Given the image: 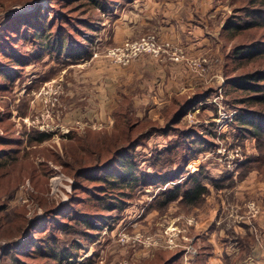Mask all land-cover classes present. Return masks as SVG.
Listing matches in <instances>:
<instances>
[{
  "label": "rangeland",
  "instance_id": "rangeland-1",
  "mask_svg": "<svg viewBox=\"0 0 264 264\" xmlns=\"http://www.w3.org/2000/svg\"><path fill=\"white\" fill-rule=\"evenodd\" d=\"M98 1L96 8L91 0H0V65L16 72L0 76V85L6 87L0 90V137L7 141L0 144V151L15 152L0 169V264H14V253L29 264H69L6 250L10 243H24L28 234L38 242L48 233L60 239L59 246H73L74 257L68 259L73 264H165L178 253L179 259L172 264H205L216 244L227 246L224 253L232 264H260L264 257V136L260 140L241 137L232 119L238 107L261 108L243 103L249 93L227 84L230 78L258 67L259 59L229 58L233 47L253 33L224 29L226 22L241 15L244 0ZM36 14L51 22L49 35L55 41L52 49L47 46L43 52L49 43L43 39L39 45L29 37L33 33L29 24L39 21ZM61 33L65 39L59 50ZM147 35H154L159 44L182 47L187 57L205 58L204 75L170 60V51L158 57L144 52L126 65L107 57L111 48ZM78 49L86 55L65 54ZM168 78L178 79L182 87L160 91L159 85L165 88ZM173 95L181 96L172 107ZM188 101L191 105L183 109L174 128L168 127L178 105L184 102L185 107ZM119 109L140 122L134 133L155 129L133 154L138 175L157 177L146 185L134 184L132 190L123 189L129 196L122 209L106 211L90 194L75 189L77 183L91 190L99 181L72 177L57 161L71 150L74 138L69 136L84 134L88 143L100 146L103 138L116 134ZM164 127L171 130L160 134ZM190 129L208 135L210 145L204 151L190 159H185L182 146L163 151L180 139L177 130ZM40 133L49 137L38 141ZM197 170L210 188L198 204L173 201L162 208L153 204L163 174L179 171L182 180ZM11 183H17L12 194L2 192V186ZM45 203L65 206L57 217L71 228L57 230L52 223L55 214L44 212ZM250 203L257 211L254 214L249 212ZM73 209L103 215L94 237L89 228L68 219ZM82 228L86 234L79 235ZM248 231L256 242L240 250L235 243L246 246L243 238ZM21 247L34 255V248Z\"/></svg>",
  "mask_w": 264,
  "mask_h": 264
},
{
  "label": "trees",
  "instance_id": "trees-1",
  "mask_svg": "<svg viewBox=\"0 0 264 264\" xmlns=\"http://www.w3.org/2000/svg\"><path fill=\"white\" fill-rule=\"evenodd\" d=\"M91 1L94 3V5H96V8L100 7L98 0ZM32 2L33 1L28 2L29 5H32ZM36 2H38V0H34V3ZM243 2L244 5L239 9L241 15H237V17L232 21L226 22L224 29H234L238 32H244V30H253V33H251L247 40L235 45L232 49L231 56H228L229 58H240L243 61L250 59H252V61H256L259 59L258 67L252 71L248 70L236 78H230L227 81V84L235 90H242L249 93L242 99L243 103L250 106L255 104V106H259L261 108L250 109L248 107H238L239 112L234 115L232 119L234 124H236L235 128L237 129V133H239L241 137L251 135L256 140H260L264 136V66L260 67L261 60L264 61V31L258 35H255V33L260 29L264 30V0H244ZM35 17L39 21L29 24L30 28H33V33H31L29 36L31 38L30 41L34 43L41 42L39 43L40 45L42 44V40L45 39L46 44H49L42 47V52L47 46L52 49V43L54 44L55 41H52V35H49V32L51 31V22L48 24L45 23L44 18L42 19L40 15L38 16L37 14ZM59 35L60 46L58 49L61 50L65 36L62 33ZM27 36L28 34L23 36V38L27 39ZM84 53L85 51H83V49L75 50L73 51V54L69 51L65 52L66 55H77L81 58L83 57ZM11 56L14 57L13 54ZM15 62L17 61L15 60ZM10 68L0 65V76L4 75L5 73L8 74L9 77L15 75L16 72L9 70ZM4 88L6 87L0 85V90ZM178 96L181 95L172 96V102H170L172 107L178 104ZM124 98L126 99L127 97ZM191 103L190 101L186 102L185 107L182 104L178 105L177 110L173 113V117L168 121L170 125L167 126L174 128L173 124H175L176 120L180 117L183 109L188 108ZM170 107L167 109L166 114L169 113ZM117 116L118 117H116L117 119L115 120V125H117V127L114 129L116 134L107 136L109 137L108 140L103 138L100 142V146L88 143L86 141V135L84 134L74 137L69 136L67 138H74L70 142L71 150L65 151V153H63L65 157H63L62 160L57 161V164L63 167L72 177H82L88 181H99L97 184L91 187V190L83 185H78L77 183L75 184V189H79L90 194L91 198L96 200V204H102L103 210L106 211L117 209L119 211L122 209L124 205V198L129 196L123 192V189L129 188V190H132L134 184L142 182L144 185H146L148 180L152 182L155 177H157L156 175L150 176L145 173H143V175H138L136 173V164L133 154V149L138 146L142 140H145L147 137H149L155 129H146L141 133H134L135 129L140 124L138 119L129 114L125 109H119L117 111ZM133 119H136L135 122L130 123V121ZM168 127H164L158 132L160 134H164L171 130ZM177 132L180 139H176L175 141L170 142L169 145L167 144L164 146L163 151L165 153L178 150V148L182 146V148L187 153L185 159H190L194 155L204 151L205 147L210 145L208 135H201L194 129H190L188 131L177 130ZM89 133H91L93 136L97 135L92 132ZM48 137V134L40 133L36 136V140L42 141ZM2 143H7V141L5 138L0 137V144ZM203 145L204 148L202 147ZM77 147H79L81 150H78L80 153L76 155L75 150ZM12 152L5 150L0 151V169L6 167L9 164L8 159L12 156ZM176 172L177 173L174 175L172 173V175L163 174V176L160 177L158 182L161 184V188L153 198V204L156 207H165L167 204L173 201H178L179 204L183 205L194 206L210 192L209 186L204 182V179L206 178L204 175H201L200 170L188 174L182 180L179 179V171ZM148 176L150 178H148ZM10 182L12 181H8L6 184ZM158 182L156 180V183ZM167 183L169 184L166 185ZM16 185L17 183H11L8 186H2L1 190L4 193L12 194ZM162 186L164 187L162 188ZM74 199L78 201L80 197L75 195ZM63 208H57L54 203H45L43 205L44 212H47V214L49 212H53V214H55L52 223L56 225L57 230L67 231L72 225L70 223L67 224L63 221H60L57 217L67 209ZM68 214V219H72L75 225L81 224L89 228L91 234H88L91 237H94V231L98 229L99 222H102L101 218H103V215L98 213H82L74 209L69 210ZM105 222L109 223L110 220H106ZM38 225L39 224H37V226ZM78 230L79 231H77V233L79 235H83V232H85L83 228ZM27 236V238L23 237L24 243H10L6 246V250H14V252L20 250L19 253L24 255L28 254L33 257H46L73 264L71 260H68L69 258L74 257L70 252V249L73 246H59L58 243L60 239L54 234L48 233L46 236L44 235V237H39L40 240L38 242L33 241L29 234ZM243 239L246 240V246L244 243L237 241V245L241 250L246 249V247L250 248V246L256 242L255 235L250 231L246 233V237ZM22 244L24 248H34V255L27 253L26 251H22ZM179 257L180 253L171 256L164 263H175ZM11 260L14 262V264H29L21 261L16 256V253H14L13 257H11Z\"/></svg>",
  "mask_w": 264,
  "mask_h": 264
},
{
  "label": "built area",
  "instance_id": "built-area-1",
  "mask_svg": "<svg viewBox=\"0 0 264 264\" xmlns=\"http://www.w3.org/2000/svg\"><path fill=\"white\" fill-rule=\"evenodd\" d=\"M169 52V59L175 63H185L188 69L194 74L203 76L205 73V58H192L185 56V51L182 47H170V43H157L154 35H147L139 41L133 43L126 41L120 46H116L107 51V57L112 63L119 65H126L130 60H135L141 53H152L153 56L158 57L161 53ZM249 212L256 213L254 203L248 205ZM192 224V221H189Z\"/></svg>",
  "mask_w": 264,
  "mask_h": 264
},
{
  "label": "crops",
  "instance_id": "crops-1",
  "mask_svg": "<svg viewBox=\"0 0 264 264\" xmlns=\"http://www.w3.org/2000/svg\"><path fill=\"white\" fill-rule=\"evenodd\" d=\"M193 43L191 44V46L193 45ZM191 46H190V48H192ZM179 67H181V66H179ZM186 69L189 71L188 68H186ZM170 70H172V69H170ZM181 83L182 82H180L178 79L168 78L165 88H163V86L159 85V87H160L159 90L160 91H163V90L166 91V90H168V88H170L171 90H174V89H177V88L180 89L182 87ZM187 83H189V82H187ZM187 85H189V84H187ZM152 98L157 100L155 96H152ZM99 113L101 114V112H99ZM235 246L240 249V247L237 245V243H235ZM225 248H227V246L225 247L223 244H221V245L220 244H218V245L216 244L215 245V250L216 249H218V251L220 250L219 254L215 253V250H213L212 251L213 253L210 254L208 259L206 258V256H204L207 259L205 264H232V262L230 263V261H229V256H228L227 252L225 251V253H224ZM261 260L262 261H261L260 264H264V257Z\"/></svg>",
  "mask_w": 264,
  "mask_h": 264
}]
</instances>
